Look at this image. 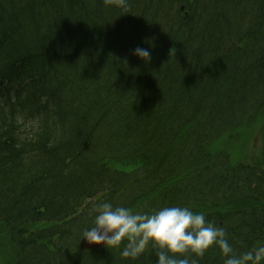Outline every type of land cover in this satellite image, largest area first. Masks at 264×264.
Wrapping results in <instances>:
<instances>
[{
    "label": "trees",
    "instance_id": "obj_1",
    "mask_svg": "<svg viewBox=\"0 0 264 264\" xmlns=\"http://www.w3.org/2000/svg\"><path fill=\"white\" fill-rule=\"evenodd\" d=\"M0 0V229L8 264H156L81 251L90 209L190 206L242 253L263 167L204 152L264 119V0ZM151 50L145 63L133 55ZM264 141V128H263ZM31 224H43L29 231ZM200 264H224L218 248Z\"/></svg>",
    "mask_w": 264,
    "mask_h": 264
},
{
    "label": "clouds",
    "instance_id": "obj_2",
    "mask_svg": "<svg viewBox=\"0 0 264 264\" xmlns=\"http://www.w3.org/2000/svg\"><path fill=\"white\" fill-rule=\"evenodd\" d=\"M128 12V0H105ZM133 55L145 63L151 50L137 47ZM92 226L85 228L83 239L118 251L125 260L136 261L154 251L156 264H200L212 248H218L224 264H264V245L236 253L226 230L216 226L202 211L190 206H163L142 211L105 201L90 209Z\"/></svg>",
    "mask_w": 264,
    "mask_h": 264
},
{
    "label": "rangeland",
    "instance_id": "obj_3",
    "mask_svg": "<svg viewBox=\"0 0 264 264\" xmlns=\"http://www.w3.org/2000/svg\"><path fill=\"white\" fill-rule=\"evenodd\" d=\"M263 127L264 119L256 118L247 128L239 129L218 140L210 148L213 153H226L233 163H246L263 167ZM42 224L28 226L29 231L43 228ZM264 245V241L257 243L256 247ZM15 254L14 246L9 242L0 229V264L11 261Z\"/></svg>",
    "mask_w": 264,
    "mask_h": 264
},
{
    "label": "water",
    "instance_id": "obj_4",
    "mask_svg": "<svg viewBox=\"0 0 264 264\" xmlns=\"http://www.w3.org/2000/svg\"><path fill=\"white\" fill-rule=\"evenodd\" d=\"M81 247L83 249H95V248L103 247V245L90 244L87 242L86 239H83L81 242Z\"/></svg>",
    "mask_w": 264,
    "mask_h": 264
},
{
    "label": "bare ground",
    "instance_id": "obj_5",
    "mask_svg": "<svg viewBox=\"0 0 264 264\" xmlns=\"http://www.w3.org/2000/svg\"><path fill=\"white\" fill-rule=\"evenodd\" d=\"M208 151L211 152V151H212L211 148L208 147L207 149L204 150V152H206V153H207Z\"/></svg>",
    "mask_w": 264,
    "mask_h": 264
}]
</instances>
